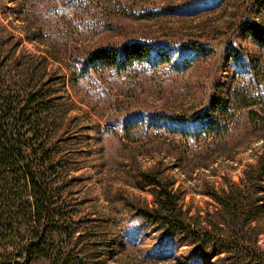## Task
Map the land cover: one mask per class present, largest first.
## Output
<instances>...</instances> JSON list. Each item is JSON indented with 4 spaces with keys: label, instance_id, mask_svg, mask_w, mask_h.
Listing matches in <instances>:
<instances>
[{
    "label": "rangeland",
    "instance_id": "1",
    "mask_svg": "<svg viewBox=\"0 0 264 264\" xmlns=\"http://www.w3.org/2000/svg\"><path fill=\"white\" fill-rule=\"evenodd\" d=\"M249 22L264 26V0H0V78L47 99L40 131L62 168L52 180L72 264H264V120L244 107L264 91V49ZM133 42L161 53L82 66ZM203 111L221 133H194ZM145 175L172 190L197 238L142 218L158 207Z\"/></svg>",
    "mask_w": 264,
    "mask_h": 264
},
{
    "label": "trees",
    "instance_id": "2",
    "mask_svg": "<svg viewBox=\"0 0 264 264\" xmlns=\"http://www.w3.org/2000/svg\"><path fill=\"white\" fill-rule=\"evenodd\" d=\"M246 30L252 40L264 49V26L249 22ZM183 50L178 51L177 65L182 63ZM159 52L149 45L133 42L116 48L98 49L85 58L82 66L86 73L96 68L98 63L124 69L137 61L149 62ZM233 54L234 61L248 67L251 74L255 71L256 80L258 70H255L254 60H244L237 50ZM4 63L0 54V70ZM12 89H19L16 83L12 85L10 80L0 78V264H35L42 259L49 264H72L75 259L71 257L73 253H64L60 247L61 243L71 239V233L62 227L63 209L56 202L60 192L55 188V181L60 177L57 168L61 166L54 158L52 148L42 141L40 131L44 123L42 117L49 109L45 107L47 99L40 92L17 94ZM256 105L261 106L249 110V113L264 120V91L251 94V100L244 107ZM221 106L224 107V102L219 100L215 107ZM192 121L197 126L195 134L210 136L224 129L209 112L195 115ZM254 167L258 179H264V155ZM53 176L56 180H52ZM143 181L157 188L158 207L142 210V218L164 227L168 236L179 234L197 238L198 235L179 217L172 190L151 175H145ZM222 242L228 250L226 242Z\"/></svg>",
    "mask_w": 264,
    "mask_h": 264
}]
</instances>
